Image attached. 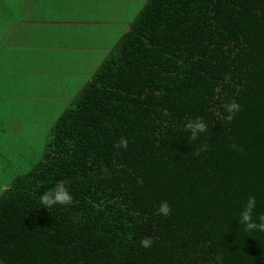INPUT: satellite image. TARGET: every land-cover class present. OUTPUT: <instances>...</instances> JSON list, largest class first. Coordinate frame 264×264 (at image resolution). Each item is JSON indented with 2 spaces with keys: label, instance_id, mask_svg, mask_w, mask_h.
Listing matches in <instances>:
<instances>
[{
  "label": "trees",
  "instance_id": "16d2710c",
  "mask_svg": "<svg viewBox=\"0 0 264 264\" xmlns=\"http://www.w3.org/2000/svg\"><path fill=\"white\" fill-rule=\"evenodd\" d=\"M231 99L242 108L226 120ZM196 117L209 131L193 140L185 125ZM122 136L126 149L114 147ZM59 180L73 205L43 207L39 194ZM249 195L254 216L264 212V0H145L40 158L0 194V258L264 264V232L237 221Z\"/></svg>",
  "mask_w": 264,
  "mask_h": 264
},
{
  "label": "crops",
  "instance_id": "0c3cea01",
  "mask_svg": "<svg viewBox=\"0 0 264 264\" xmlns=\"http://www.w3.org/2000/svg\"><path fill=\"white\" fill-rule=\"evenodd\" d=\"M109 1L117 5L127 0H10L8 5L0 3V124L1 120L5 124L2 129L8 128L5 119L11 122L10 117L16 114L19 124H25L26 116L41 121L46 115L45 106L54 112L60 96L66 95L68 101L78 93L129 26L130 21L124 22L123 32L115 35L117 38L113 42L104 40L98 44L93 41V31L102 30L105 27L102 25L111 28L115 23L116 13ZM38 3L43 4L37 6ZM105 16L106 20L101 18ZM64 33L68 35L63 38ZM96 51H101V59L95 60L86 72L73 69L75 64L90 62ZM56 118H50L49 123Z\"/></svg>",
  "mask_w": 264,
  "mask_h": 264
},
{
  "label": "rangeland",
  "instance_id": "374dc122",
  "mask_svg": "<svg viewBox=\"0 0 264 264\" xmlns=\"http://www.w3.org/2000/svg\"><path fill=\"white\" fill-rule=\"evenodd\" d=\"M108 2V1H107ZM144 0H127L118 3L110 2L109 5L116 14L114 15L113 20L115 23L109 28L106 25L102 30L98 28V31H93L95 37L93 41L96 40L98 44H102L104 40L108 42H113L117 37L115 35H119V33L123 32V24L126 21H131L132 18L136 15L140 7L142 6ZM43 3H38L37 6H40ZM106 4V3H104ZM37 13V12H36ZM103 16V15H102ZM106 20L105 17H101ZM110 21V20H107ZM111 29V30H109ZM100 32V33H99ZM68 33H64L63 38L66 37ZM101 51H96L95 56L90 58V62L88 63H80L78 65H73V69H79L81 71L86 72V70L92 67L94 61H99L101 57H99ZM81 74L75 76L73 79H77ZM85 76V75H84ZM83 77V76H82ZM67 96H60L57 101L60 102L56 105L55 111L50 112V108L45 106V117H42V120L33 119L32 117L26 116L24 122L25 124L16 123L19 120V115L16 114L11 116V123L9 120L5 119L7 122V129H2L4 127V123L1 120L0 124V194L3 192L4 188L7 187L12 179L27 170H29L36 161L40 158L42 149L44 146L45 136L50 129V126L53 122L49 123L50 118H56L58 116V111L64 110L62 107L66 101ZM61 111V112H62ZM50 112V113H49ZM48 113V114H47ZM27 115V114H26ZM9 116L8 114L5 115ZM23 131L21 134L20 132ZM22 138H21V137ZM23 139V141H22ZM22 143H18L19 141Z\"/></svg>",
  "mask_w": 264,
  "mask_h": 264
},
{
  "label": "clouds",
  "instance_id": "9594fccd",
  "mask_svg": "<svg viewBox=\"0 0 264 264\" xmlns=\"http://www.w3.org/2000/svg\"><path fill=\"white\" fill-rule=\"evenodd\" d=\"M226 115V120H231L242 108V105L235 99L226 100L222 105ZM185 127L190 130L191 138L193 140L201 133L208 132V123L203 117H196L194 119H189ZM128 139L125 137H120V139L114 142V147L116 148H127ZM231 147L234 150H242L241 146L236 143H232ZM207 145H203L198 148L195 155H199L201 151L206 150ZM39 203L46 208L54 207L55 205L72 206L74 203V197L69 186L63 181L59 180L54 183L51 188L39 194ZM257 206V197L255 195H249L244 202L243 206L239 212L238 223L243 225L246 232L260 231L264 232V212L256 213L254 216V210ZM171 206L166 200H162L158 207V213L163 216H168L171 214ZM153 243V237L151 235L145 236L140 240V245L144 248L151 247ZM217 264H223L222 254H218L216 257ZM0 264H5V260L0 258Z\"/></svg>",
  "mask_w": 264,
  "mask_h": 264
}]
</instances>
